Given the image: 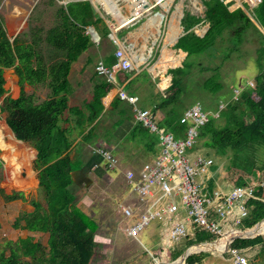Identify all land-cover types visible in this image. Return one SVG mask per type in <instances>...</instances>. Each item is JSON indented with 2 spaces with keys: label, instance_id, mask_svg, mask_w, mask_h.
Here are the masks:
<instances>
[{
  "label": "trees",
  "instance_id": "obj_1",
  "mask_svg": "<svg viewBox=\"0 0 264 264\" xmlns=\"http://www.w3.org/2000/svg\"><path fill=\"white\" fill-rule=\"evenodd\" d=\"M204 5L205 18L210 24L205 36L201 38L190 32L177 43V48L188 53L187 59L191 55H202L206 52L211 58L216 55L219 57L216 41L224 31L233 33L232 51H240L251 31L260 32L243 9L231 11L223 0H206ZM255 17L264 28V0L255 10ZM199 22V18L190 14H186L183 19L186 31ZM102 23V19L96 17L89 1L71 2L57 8L56 23L51 28L30 27L29 32L22 36L19 34L11 41L5 20L0 16V112L7 114L6 123L16 139L29 143L37 151L33 169L38 172L39 181L38 197L30 201L34 210L21 213L13 228L34 233H49L48 247L32 236L17 241L0 242V264L93 262L98 248L95 240L98 225L78 207L76 196L71 190V173L80 169L81 164L70 158L69 151L78 137H81L84 143L93 139L98 120L104 111L103 99L114 85L107 76L97 70L90 100L72 105L69 77L73 63L95 46L87 28L94 26L98 29ZM103 31L106 36L109 34L107 27H104ZM263 43L264 41L257 50L256 64L259 71L254 78V87L249 84L242 85L236 98H233L236 94L230 92L227 87V79L221 75V65L210 69L199 64L202 67L201 72H212L205 80L204 88L215 95L227 89L228 92L222 95H230L219 117L211 118L201 128L200 140L204 139V147L214 150L218 156L231 153L226 179L237 187L246 186L252 180L258 181L263 170L258 165V152L264 151ZM114 51L115 49L105 56V68L110 69L116 64ZM184 68L183 64V68L171 71L173 80L168 94L154 108V113L158 110L166 112L161 126L176 136H182L185 130L180 119L186 109L182 111L181 104L188 95L186 80L189 79L191 71L184 73ZM7 69H13L18 77L20 92L17 98L6 96ZM128 77L126 74V79ZM233 85L238 86V83ZM27 86H41L47 89L46 99L39 100L35 93L27 92ZM195 103L192 102L190 106ZM218 107L220 106H217L216 112L219 111ZM135 132L149 133V130L139 127ZM0 193L6 202L28 199L22 191L8 194L4 189H0ZM255 196L256 198L248 202L250 213L240 226L242 230H250L229 240L226 248L247 249L261 246L260 255L264 253V239L258 236L262 235L261 230L264 228L262 186L256 187ZM260 222L262 223L253 228ZM198 240L212 242L214 238L200 234ZM214 246L223 251L224 241ZM201 261L202 259L197 257L183 258V264Z\"/></svg>",
  "mask_w": 264,
  "mask_h": 264
},
{
  "label": "crops",
  "instance_id": "obj_2",
  "mask_svg": "<svg viewBox=\"0 0 264 264\" xmlns=\"http://www.w3.org/2000/svg\"><path fill=\"white\" fill-rule=\"evenodd\" d=\"M78 1L82 0H65V2L62 3L64 5H67L71 2ZM86 1L90 2L96 17L102 19L103 23L99 24L98 29L94 26H89L87 28V33L90 34L91 40L94 42L95 46L92 47L88 52H85L78 59V61H76L72 65L69 77L72 86L70 103L72 105L82 104L84 101L90 100L92 96L97 66L100 63L104 65L105 56L109 53L108 52L107 54H105L103 58L98 57L99 60L96 61V55L99 54V45L101 43V40H103V42L113 43L115 47L112 49H115V57L117 50H122L125 54V58H127L131 62L132 69L128 72L121 70H116L114 72V80L111 81L114 86L110 89L107 96L103 99L104 111L98 120V125L95 130L93 139L89 143H84L82 138L78 137L73 142V145L69 151V155L73 161L79 162L81 164V168L71 173L73 180L71 190L76 196L78 207L90 218H92L98 225V229L95 235V240L98 243L97 250L102 247L109 248V245L112 243H116L113 246H115L117 249V246H120L121 244V241H119L121 230H119V226L118 229L117 227H115V224L113 225V223L121 222L119 221V214L121 213L119 206L120 204L127 202V198H130V193L128 191V186L125 178L126 172L130 169L139 170V168L143 166V164L152 161L156 154L159 153L160 148L158 137L156 134V137H154L153 133H151L150 131L149 133L135 132L136 128H143L144 126L136 118L134 110L135 106L122 99L120 96V92L124 91L128 95L137 97L138 101L136 103V107H139L142 110L153 112L155 105L167 96L168 90L172 84L173 74L171 73L172 70L170 71L171 74H169V67L173 68L174 70L177 68H182L185 60L187 59L188 53L181 48H177L178 41L180 40V38L190 32H193L196 36L203 38L207 33L210 24L208 26H205L206 22L209 23L206 19H200L199 17L192 15L196 18H199L200 22L190 30L186 31L185 26L183 25L184 18H182L180 21V25L178 26L181 28V31L183 30V33L180 36L178 35L177 40L169 42V22V24L167 25V29L164 30L165 43L163 46L161 45L162 42L158 40L160 36L159 32H161L163 23L167 22L170 12H173L174 14V12L178 11V13L180 14L179 6H177L175 11L172 10L176 5L177 0L167 1L163 4V6L159 7V11H154V13L151 12L148 15L142 17L139 21L128 24L126 26H123V24L127 21L133 9L128 2L124 0ZM202 1L204 3L206 0ZM169 2H171L170 5ZM98 6L102 7L103 10L101 11ZM159 12H162L164 15H161ZM158 16L161 18L159 27ZM138 25L141 26L140 29L138 28ZM104 27H107V29L109 30V34L107 36L103 31ZM90 28L95 29L97 36L91 35ZM17 36L15 35L13 38H11L10 36L9 37L11 39H15V37ZM152 37L155 39L152 43L154 47L153 45L152 47H149L150 39ZM108 38H110V41L107 40ZM158 41L159 45H161L162 47L160 55L161 59H158L159 61L157 60L158 62L151 66L150 63L154 54V50L157 48V46L159 47V45H156V42ZM173 47H175V50L173 49ZM93 49L97 53H92L91 50ZM181 53L184 54V58ZM117 63L118 61H116V64ZM115 65H113L112 67H114ZM218 66H220V64ZM195 68L201 70L202 67H200L198 64ZM209 68L214 69L216 67L213 66ZM126 74L129 75L127 79ZM241 86L242 85H240V88ZM116 105H118V108L115 109ZM188 107H186L185 109H187ZM165 113V111L158 110L155 114L159 120L160 125L163 122ZM0 125H5L7 127V131L14 135L7 124H3L0 122ZM15 140V143L11 140L9 141L10 146L6 150L0 145V148L3 150L4 159L7 163L8 180L11 183H13L14 179L18 180V183L22 184L19 187H26L30 184H34V187L36 189L34 198L38 197V172L33 169V161L36 158L37 151L31 145L30 146L32 148H29L28 146L23 144L26 142L20 141V143L22 144L19 145V140H17L16 137ZM100 148L107 149L116 158L117 167L115 169L108 170L106 160L99 153ZM25 157L27 158L25 159ZM12 162L22 165L19 172H13L14 167L12 165ZM29 163L35 180L33 178V175H31L32 173L28 176L26 175L27 177L24 176V179H20L19 175L24 171ZM214 169H217L218 171L215 176V181L217 182V184H219L225 191L231 190V188H233L234 186L230 184L226 179L227 171L222 173L221 167L217 164ZM101 182L105 183L106 189L101 191V197L98 198L101 199V201H97L95 196L92 195V190L93 188H95L97 183ZM250 183L255 184L256 186L261 184L253 180ZM1 186L2 185H0V187ZM0 189L3 188L1 187ZM23 203H25V201L16 200L12 202H6L4 200L2 204L0 202V210L3 209L4 205L9 208H14L22 205ZM33 210V206L29 205H26L25 207H23V209L20 208L18 214L14 217V221L21 213H30ZM99 219H101V222H105L106 220L109 221L110 224L107 225L109 228H102ZM15 230H21L23 232V235L19 236L17 239L11 240L17 241L20 238H27L29 236H32L36 238V241H41L44 246L48 247L49 233H34L25 229ZM261 231L262 236H264V228H262ZM114 237H116V239ZM127 241L128 240H125V242ZM120 249L122 248L120 247ZM209 250L210 251L208 252H200L195 254H187L185 251L183 254L176 252L173 254V257L174 259H178L179 257H196L197 255H201L204 253H210L211 250L215 251L214 254L217 255L218 252H221V250L214 245ZM114 251L115 254L118 253L117 250ZM96 253L94 257L96 256ZM260 253L261 249L256 256H253V253L250 254L251 259L253 258L254 261H257ZM26 259L28 260L29 258ZM192 264H201V262Z\"/></svg>",
  "mask_w": 264,
  "mask_h": 264
},
{
  "label": "built area",
  "instance_id": "obj_3",
  "mask_svg": "<svg viewBox=\"0 0 264 264\" xmlns=\"http://www.w3.org/2000/svg\"><path fill=\"white\" fill-rule=\"evenodd\" d=\"M132 6V13L123 24L135 23L149 13H154L157 7L163 6L169 0H124ZM231 11L243 9L255 21V10L262 0H223ZM118 63L112 68H105L100 63L97 70L105 74L110 81L114 80L116 70L130 71L131 62L125 58L122 50H117ZM249 86L254 87L253 82ZM122 99L134 105L137 120L151 133L156 134L159 142V153L139 170H128L125 178L130 194L136 199L120 204L123 218L134 220V224L126 228V235L136 236L144 232L150 224L158 220L168 222L169 244L158 245L157 249L145 251L152 257L150 264H183V257L174 259L173 254H195L208 252L210 245H218L224 241V249L218 255L225 256L230 264H258L251 259L256 256L261 246L247 249L227 247L229 240L240 236L242 221L249 216L248 202L256 198L255 184L243 187L234 186L225 191L215 181L218 173L215 160L203 154L197 148L200 141V131L211 118H218V112L206 110L200 103L188 107L180 122L185 126L182 136H176L166 127L159 124L154 111L142 110L136 107L137 97L120 92ZM196 150L194 151V149ZM198 152V153H197ZM201 152V153H199ZM99 153L107 162L108 170L117 167V160L105 148ZM263 183L258 186H262ZM249 230V229H248ZM239 232V234H237ZM207 234L214 238L212 242H199L198 235ZM164 233L160 240L164 241ZM204 246V247H203ZM159 250V251H157ZM213 250H211L212 252ZM215 252V251H213ZM182 253V254H183Z\"/></svg>",
  "mask_w": 264,
  "mask_h": 264
},
{
  "label": "rangeland",
  "instance_id": "obj_4",
  "mask_svg": "<svg viewBox=\"0 0 264 264\" xmlns=\"http://www.w3.org/2000/svg\"><path fill=\"white\" fill-rule=\"evenodd\" d=\"M62 2L65 0H0V16H2L6 23V28L8 30V34L11 38L15 35H24V33L29 32L30 27H42L44 29H49L56 23V11L59 6H66ZM177 6L180 7V14L178 11L171 13L168 17L167 22H164L161 28L159 41L162 42L161 45L164 46L165 43V35L164 30L167 29V25L169 22L173 21L180 25V21L182 18H185L186 13L199 17L200 19L205 18L206 7L202 0H177L175 7L172 10H176ZM99 7V6H98ZM178 7V9H179ZM102 11L103 8L99 7ZM159 11V7L156 8L155 12ZM258 25L257 28L259 31H251L252 33L249 34L248 39L240 47V51H232V43L231 38L233 33L230 31H224L223 34L217 39L216 48L219 50L220 56L211 58L208 53L205 54H194L191 55L190 58L186 59L184 62L185 68L182 70L184 73L191 71L189 74V79L186 80L188 83V95L184 98L181 107L183 108L182 111L185 110L186 107L190 106L192 102L200 103L206 110L215 113V109L217 106L223 105L226 106V100L229 98L230 95L223 97L224 92H228V90H224L218 94H212L204 88L205 80L212 74L210 71L201 72L199 69L195 68L197 64H204L206 67H213L221 65L220 72L223 78L227 79L229 86H227L234 95L233 98H236L240 92V85L249 84V82H254V78L258 75V67L256 64L257 59V50L262 46L261 43L264 41V31L261 24L255 20ZM209 23H205V26H208ZM140 25L138 28L140 29ZM196 28V27H195ZM194 28V29H195ZM181 29V28H180ZM137 31V29H136ZM183 33V30L180 32L179 36ZM107 40L110 41V38ZM155 39L152 37L150 39L149 47H152V43ZM159 41L156 42V45H159ZM159 45L154 50V54L151 59L150 65L152 66L156 62L161 59V51L162 47ZM264 46V43H263ZM115 46L111 42H103L99 45V54L96 55V61L99 60L98 57L103 58L105 54L108 52H112ZM154 47V45H153ZM175 50V47H173ZM92 53L96 52L94 49L91 50ZM97 53V52H96ZM228 54V57H227ZM184 58V54L181 53ZM201 55V56H200ZM160 57V58H159ZM197 58V59H196ZM159 59V60H158ZM158 60V61H157ZM180 64V63H179ZM177 64V65H179ZM183 68V66H182ZM173 68L169 67V74ZM5 78H6V89L7 94L6 96L17 97L19 95V86H18V78L14 73L13 69H7L5 71ZM244 81V83H243ZM233 83H238V86H234ZM242 87V86H241ZM29 93H35L39 100H44L47 97L48 90L43 87H26ZM219 108V107H218ZM7 114L0 112V122L6 123ZM156 137L155 134H153ZM204 139L199 141L197 148L203 154H207L208 156L212 157L216 164L221 167V172L224 173L227 171V167L231 162V153H228L224 156H218L215 154L214 150L208 149L203 145ZM19 141V145H21ZM29 148H32L30 144L23 143ZM196 148L194 149V151ZM199 152V153H201ZM198 153V152H197ZM258 157L260 161L258 163L260 168H263L262 173L258 179V183H263L262 187L264 190V151L260 150L258 152ZM32 173L30 163L26 166L24 171L19 175L20 179H24V176H28ZM33 178L35 180L34 174L32 173ZM26 176V177H27ZM0 185L4 189L6 193H12L13 191H22L26 193L27 200L22 205H19L14 208H9L6 205L3 206V209L0 210V242H4L6 240L17 239L19 236L23 235L21 230L16 231L13 228L14 224V217L18 214V211L23 209L26 205H31V200L34 198L36 194V189L34 184H30L26 187H19L14 185L8 180L7 174V163L3 156V150L0 148ZM22 185V184H21ZM0 187V188H1ZM105 183H97L95 188H93L92 195L95 196L97 201H101L98 199L101 197V191L105 190ZM130 193V192H129ZM134 194H130V198H127V202L136 200L133 197ZM132 197V200H131ZM0 202H4V199L0 193ZM108 216V215H107ZM107 219V217H106ZM105 219V220H106ZM101 222V219H99ZM119 221L115 222V227H120L121 236L120 246L115 244H110L109 248H99L97 250L96 256L93 259L92 264H150L152 257H149L145 251H151L157 249L158 245H168L170 237L168 236V229L169 223L162 222L160 223L158 220L154 221L150 226L142 233L136 236L126 235V228L129 225L134 224V220L123 218V215L119 214ZM109 221L101 222L102 228H109ZM115 233V232H114ZM124 233V234H123ZM164 233V241L160 240V236ZM114 236V234H113ZM261 236L264 239V236ZM116 239V237H114ZM127 238V239H126ZM125 240H128L125 242ZM120 247L122 249H120ZM119 248V249H118ZM117 250V254L115 251ZM121 250V251H120ZM121 257V258H120ZM199 259H202L201 264H229V262L225 259V256L214 254V252L204 253L201 255L196 256ZM165 264L166 261L163 260ZM150 262V263H149ZM160 262V264H163ZM258 264L264 263V253H262L257 260ZM189 264V263H187Z\"/></svg>",
  "mask_w": 264,
  "mask_h": 264
},
{
  "label": "bare ground",
  "instance_id": "obj_5",
  "mask_svg": "<svg viewBox=\"0 0 264 264\" xmlns=\"http://www.w3.org/2000/svg\"><path fill=\"white\" fill-rule=\"evenodd\" d=\"M171 2H169L170 5ZM179 14V13H178ZM177 15V14H176ZM161 23V18L158 16V27L160 26ZM181 32L180 27L178 26L177 23H175L172 19V21L169 24V42H173L174 40H177V37L179 35V33ZM13 141L14 143L16 142L15 137L12 133H9V131H7V127L5 125H0V145L6 150L7 148H9L10 144L9 141ZM27 150V148H26ZM18 151V150H17ZM32 151V150H30ZM28 152V151H27ZM21 153V152H20ZM22 154V153H21ZM32 155V154H31ZM24 156V155H23ZM33 156V155H32ZM27 157H25L26 159ZM27 161V160H26ZM12 165L14 167V173H17L20 171L21 166L20 164H16L14 162H12ZM13 175V174H12ZM18 175V174H17ZM26 182V181H25ZM24 182V184H25ZM14 185L17 186H21V183H18V180L14 179L13 181ZM24 188V187H23ZM239 234V233H238ZM245 233H241V235H243Z\"/></svg>",
  "mask_w": 264,
  "mask_h": 264
},
{
  "label": "water",
  "instance_id": "obj_6",
  "mask_svg": "<svg viewBox=\"0 0 264 264\" xmlns=\"http://www.w3.org/2000/svg\"><path fill=\"white\" fill-rule=\"evenodd\" d=\"M70 1H73V0H70ZM161 15H164L162 12H159ZM258 25V24H257ZM91 30H90V33H91V35L92 36H97V33L95 32V29L94 28H90ZM263 31H264V29H263ZM14 39H11V41H13ZM20 141V140H19ZM22 142V141H21ZM264 221V220H263ZM262 222H260V223H258V224H256L253 228H255V227H257L259 224H261ZM253 228H251V229H253ZM250 230V229H249ZM249 230H246V231H243L242 233H247ZM240 236H241V234H240Z\"/></svg>",
  "mask_w": 264,
  "mask_h": 264
}]
</instances>
